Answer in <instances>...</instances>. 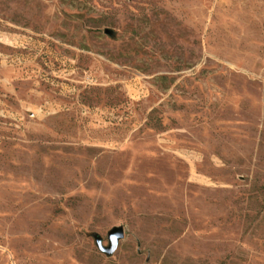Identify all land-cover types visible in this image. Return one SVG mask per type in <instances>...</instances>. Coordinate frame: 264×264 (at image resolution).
I'll return each instance as SVG.
<instances>
[{"label":"rangeland","instance_id":"1","mask_svg":"<svg viewBox=\"0 0 264 264\" xmlns=\"http://www.w3.org/2000/svg\"><path fill=\"white\" fill-rule=\"evenodd\" d=\"M0 264H264V0H0Z\"/></svg>","mask_w":264,"mask_h":264},{"label":"water","instance_id":"2","mask_svg":"<svg viewBox=\"0 0 264 264\" xmlns=\"http://www.w3.org/2000/svg\"><path fill=\"white\" fill-rule=\"evenodd\" d=\"M105 33L110 34V30L106 29ZM123 237V229L122 227H113L107 233V246L102 245V240L99 236H95V245L101 253L110 256L114 253L117 248L118 242Z\"/></svg>","mask_w":264,"mask_h":264}]
</instances>
